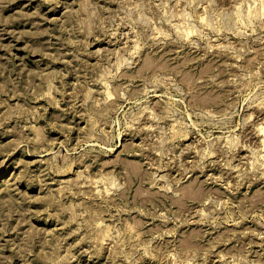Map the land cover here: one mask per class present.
I'll use <instances>...</instances> for the list:
<instances>
[{
  "label": "rangeland",
  "instance_id": "1",
  "mask_svg": "<svg viewBox=\"0 0 264 264\" xmlns=\"http://www.w3.org/2000/svg\"><path fill=\"white\" fill-rule=\"evenodd\" d=\"M261 129L264 0H0V264H264Z\"/></svg>",
  "mask_w": 264,
  "mask_h": 264
},
{
  "label": "bare ground",
  "instance_id": "2",
  "mask_svg": "<svg viewBox=\"0 0 264 264\" xmlns=\"http://www.w3.org/2000/svg\"><path fill=\"white\" fill-rule=\"evenodd\" d=\"M187 32H188V31H187ZM188 34H189V33H188ZM261 130H262V129H261ZM262 131H264V130H262ZM262 131H261V133H264V132H262ZM262 145H263V144H262ZM137 233H138V232H137Z\"/></svg>",
  "mask_w": 264,
  "mask_h": 264
}]
</instances>
